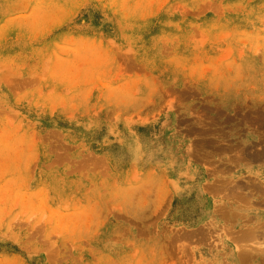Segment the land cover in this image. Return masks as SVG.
<instances>
[{"label": "rangeland", "instance_id": "obj_1", "mask_svg": "<svg viewBox=\"0 0 264 264\" xmlns=\"http://www.w3.org/2000/svg\"><path fill=\"white\" fill-rule=\"evenodd\" d=\"M0 264H264V0H0Z\"/></svg>", "mask_w": 264, "mask_h": 264}]
</instances>
